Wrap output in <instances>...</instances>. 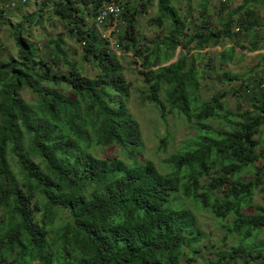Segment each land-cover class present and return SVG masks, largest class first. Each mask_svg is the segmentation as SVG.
I'll return each instance as SVG.
<instances>
[{"label":"trees","instance_id":"1","mask_svg":"<svg viewBox=\"0 0 264 264\" xmlns=\"http://www.w3.org/2000/svg\"><path fill=\"white\" fill-rule=\"evenodd\" d=\"M106 1L42 3L13 27L17 54L0 59V264H264V77L232 89L250 93L238 109L226 90L204 98L201 82L216 66L223 83L242 80L225 65L245 47L236 35L259 49L256 7L264 0H242L212 20L202 0L194 29L190 4L184 15L179 0L126 1L118 39L122 52L141 60V94L163 116L175 112L198 130L166 159V172L139 160L144 142L128 107L131 83L95 21ZM139 14L164 33L144 42ZM46 17L66 26L93 76L72 59L63 34L48 42V56L26 36ZM115 145L130 163L93 153ZM199 211L213 214L224 233L205 262Z\"/></svg>","mask_w":264,"mask_h":264},{"label":"rangeland","instance_id":"2","mask_svg":"<svg viewBox=\"0 0 264 264\" xmlns=\"http://www.w3.org/2000/svg\"><path fill=\"white\" fill-rule=\"evenodd\" d=\"M49 0H29L26 4H22L17 8L7 9L4 13H0V23L3 24L0 30V59H8L12 55H16L18 52L15 39L13 36V27L24 20L25 16L31 13L38 12L40 5ZM200 2L202 0H179L175 2L176 5L181 8V12L185 15V10L188 4L191 5L193 13L187 24L190 29H194L199 22ZM242 3V0H209V14L210 20L215 18L220 9L228 10L237 7ZM257 13L261 22L260 26H257L256 30L260 31V37L258 38L259 49L250 51L251 37L236 35L240 38L245 47L236 48V58L232 63L225 65L226 69L233 74H237L242 77L241 81L237 83L222 82L218 72H222V67L216 66V71L211 69L206 70V74L203 76L202 82V94L204 98L215 95L219 90H226L225 99L231 108H245L249 105V92L245 91V87L242 91H233L232 89L240 85L241 83H252L253 87L258 86L257 78L259 76L264 77V61L261 58V54H264V8L256 7ZM157 10L156 2L150 8L149 16L155 15ZM148 15H138V30L140 35L145 36L143 41L148 43L150 39H154L160 34L164 33V30L152 27L149 25ZM30 26L29 24H27ZM98 27V26H97ZM107 27H98L103 32ZM236 30H238L236 28ZM63 34L66 41V49L69 51L72 59L77 62H82V48L78 44L74 37L71 36L66 26L63 25L57 18L49 19L46 17L43 26H34L26 36L33 41L36 46L41 50L42 54L48 56V42L59 37ZM230 44L227 42L226 46ZM221 46L214 48H207V51L221 50ZM180 48H178V51ZM177 55V54H176ZM119 56L124 65V72L127 80L131 83V95L129 99V110L134 118L139 122L143 137V148L139 160L152 161L162 172H166L169 169V165L166 159L173 153L179 151L183 147V142L192 139L198 134V130L193 124L187 123L185 119L177 113H168L163 116L160 110L152 103H149L141 94V90L144 88L143 77L138 73L140 66V58L136 57L133 52H120ZM177 56H175L176 58ZM173 60V59H172ZM171 61V60H170ZM169 61V62H170ZM83 63V71L89 76L95 74V69L88 62ZM206 62H202L200 66H203ZM244 80V82H243ZM68 93L67 90H63ZM22 95L26 100L31 99V95L28 90L24 89ZM93 153L100 158H114L118 157L127 163H130V157L126 155L124 150L119 146L108 147H96L93 148ZM264 162V158L261 160ZM257 200H260V196H257ZM199 223L202 230L205 233V239L201 249H203L204 262L207 258H212V250H216L218 247L223 246V230L220 228L216 217L204 211L197 213ZM259 264V263H255Z\"/></svg>","mask_w":264,"mask_h":264},{"label":"built area","instance_id":"3","mask_svg":"<svg viewBox=\"0 0 264 264\" xmlns=\"http://www.w3.org/2000/svg\"><path fill=\"white\" fill-rule=\"evenodd\" d=\"M29 0H0V8L7 10L26 4ZM127 0H108L102 4L96 14V25L107 27L102 35L110 40V47L118 54L121 52L118 37L123 30V12ZM264 84L261 85L263 87Z\"/></svg>","mask_w":264,"mask_h":264},{"label":"water","instance_id":"4","mask_svg":"<svg viewBox=\"0 0 264 264\" xmlns=\"http://www.w3.org/2000/svg\"><path fill=\"white\" fill-rule=\"evenodd\" d=\"M176 56H177V55H176ZM176 59H177V57H176V58L174 57L173 60H171V61L168 62V63L174 62ZM168 63H167V64H168Z\"/></svg>","mask_w":264,"mask_h":264}]
</instances>
